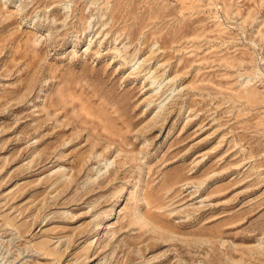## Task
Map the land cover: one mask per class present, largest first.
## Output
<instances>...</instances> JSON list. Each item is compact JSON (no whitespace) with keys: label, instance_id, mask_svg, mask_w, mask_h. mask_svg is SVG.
Masks as SVG:
<instances>
[{"label":"rangeland","instance_id":"obj_1","mask_svg":"<svg viewBox=\"0 0 264 264\" xmlns=\"http://www.w3.org/2000/svg\"><path fill=\"white\" fill-rule=\"evenodd\" d=\"M0 264H264V0H0Z\"/></svg>","mask_w":264,"mask_h":264}]
</instances>
